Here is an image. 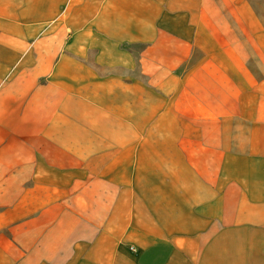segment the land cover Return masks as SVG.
Segmentation results:
<instances>
[{
  "label": "crops",
  "instance_id": "obj_1",
  "mask_svg": "<svg viewBox=\"0 0 264 264\" xmlns=\"http://www.w3.org/2000/svg\"><path fill=\"white\" fill-rule=\"evenodd\" d=\"M0 264H264L252 0H0Z\"/></svg>",
  "mask_w": 264,
  "mask_h": 264
},
{
  "label": "rangeland",
  "instance_id": "obj_2",
  "mask_svg": "<svg viewBox=\"0 0 264 264\" xmlns=\"http://www.w3.org/2000/svg\"><path fill=\"white\" fill-rule=\"evenodd\" d=\"M255 8L258 11V14L262 16V19L264 20V0H252ZM181 67L180 69H182Z\"/></svg>",
  "mask_w": 264,
  "mask_h": 264
}]
</instances>
